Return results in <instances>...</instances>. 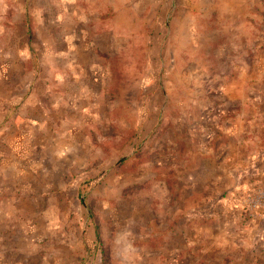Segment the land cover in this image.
<instances>
[{
    "label": "rangeland",
    "instance_id": "1",
    "mask_svg": "<svg viewBox=\"0 0 264 264\" xmlns=\"http://www.w3.org/2000/svg\"><path fill=\"white\" fill-rule=\"evenodd\" d=\"M0 264H264V0H0Z\"/></svg>",
    "mask_w": 264,
    "mask_h": 264
}]
</instances>
